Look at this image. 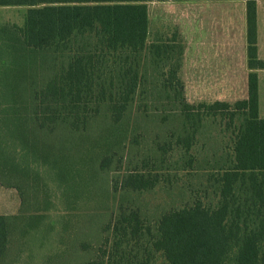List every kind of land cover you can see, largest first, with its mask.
Segmentation results:
<instances>
[{
    "label": "trees",
    "instance_id": "1",
    "mask_svg": "<svg viewBox=\"0 0 264 264\" xmlns=\"http://www.w3.org/2000/svg\"><path fill=\"white\" fill-rule=\"evenodd\" d=\"M150 1L0 0L27 7L0 25V184L30 211L0 214V264H264L257 0L247 98L197 104L177 35L150 39ZM179 181L180 205L147 212Z\"/></svg>",
    "mask_w": 264,
    "mask_h": 264
},
{
    "label": "rangeland",
    "instance_id": "2",
    "mask_svg": "<svg viewBox=\"0 0 264 264\" xmlns=\"http://www.w3.org/2000/svg\"><path fill=\"white\" fill-rule=\"evenodd\" d=\"M185 1L190 0H151L148 3L150 19V39L153 40L161 37L162 39L171 38L175 34L177 35V40L183 44L185 48V55L181 77L185 84V95L189 103L197 104L203 101L212 102L217 99L224 100L229 103H234L236 100H239L242 97V94L239 92V90L238 92L234 93L222 88H208L209 86L207 83L220 82L223 80L222 78L220 80L217 78H220L222 74L224 75L227 73L226 67L228 66V63L231 62L228 61L229 56H227L228 53L226 52H213L208 54L206 48L204 49L203 53V51L200 50L199 46L189 45V43L192 41L190 39V29L193 26L191 25L189 16L187 17V12H185L187 11L188 7L184 6L185 4L186 6H189L191 4ZM26 11L27 7H0V25L17 24L19 26H22L24 24ZM238 49L240 50L239 47ZM231 55L236 57L238 60H241V51L237 50L235 54ZM219 56L221 58L223 57L221 59L222 61L219 60ZM212 60H216V63L215 61L212 62ZM215 72H217V78L215 76ZM234 73L236 72L234 71ZM211 75H214V77L211 78ZM237 75L239 76V74ZM238 79H240V77H238ZM202 144L203 143L200 144V147L202 146ZM65 165H67V163H65ZM70 165L71 167L73 166V164L71 163ZM185 180L186 179H184V182ZM192 182L196 183V180L193 179ZM180 185H182V182H177V185L174 186L170 192L162 187L157 188L151 193H146L142 197V201L144 202L145 207H147V212L157 215L161 211L168 209L172 205H180V200L182 198L180 195ZM76 187L77 184L75 185V190ZM66 189L69 190L68 180L66 183ZM94 192H96L99 197L102 198V190L100 188L96 189ZM28 210L29 209H26L24 204L22 203L20 194L17 189L6 188L0 184L1 214L4 213L6 215H22L30 212ZM47 237L48 235L46 234V232H42L39 234L32 233L26 236L24 251H27L28 259H31V257H35L36 260H39L46 254L47 251H40V245L47 240ZM59 245L61 244L59 243ZM13 259V256L10 254L6 264H25L24 262H15ZM28 259L24 258V260ZM158 264L165 263L159 261Z\"/></svg>",
    "mask_w": 264,
    "mask_h": 264
},
{
    "label": "crops",
    "instance_id": "3",
    "mask_svg": "<svg viewBox=\"0 0 264 264\" xmlns=\"http://www.w3.org/2000/svg\"><path fill=\"white\" fill-rule=\"evenodd\" d=\"M185 2L191 4L189 6L184 5L188 7L185 12H187V17L189 16L193 26L190 29V39L192 41L189 45L199 46L203 53L206 48L208 54L226 52L228 53L227 56L232 58L228 57V61L231 63H228L227 67L225 66L227 69L226 74H222L220 78H217L218 75L215 72L216 78L219 80L222 78L223 80L207 83L208 88H222L234 93L239 90L242 94L239 100L246 99L250 73L247 64L246 0H190ZM257 28L258 57L264 61V0H257ZM237 50L241 51V60L231 55L235 54ZM222 58L219 56V60ZM216 60H212V62L215 61L216 63ZM257 74L259 80V114L261 118H264V69L257 70ZM213 77L214 75H211V78Z\"/></svg>",
    "mask_w": 264,
    "mask_h": 264
}]
</instances>
